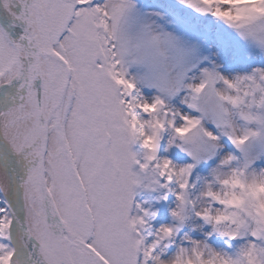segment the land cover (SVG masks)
Here are the masks:
<instances>
[{"label": "snow or ice", "instance_id": "6c2138e0", "mask_svg": "<svg viewBox=\"0 0 264 264\" xmlns=\"http://www.w3.org/2000/svg\"><path fill=\"white\" fill-rule=\"evenodd\" d=\"M0 264H264V0H0Z\"/></svg>", "mask_w": 264, "mask_h": 264}]
</instances>
